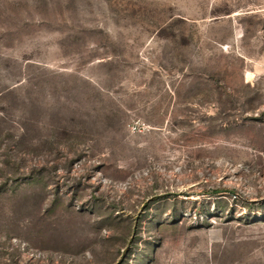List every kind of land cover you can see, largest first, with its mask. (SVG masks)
I'll return each mask as SVG.
<instances>
[{"label":"rangeland","instance_id":"obj_1","mask_svg":"<svg viewBox=\"0 0 264 264\" xmlns=\"http://www.w3.org/2000/svg\"><path fill=\"white\" fill-rule=\"evenodd\" d=\"M0 264H264V0H0Z\"/></svg>","mask_w":264,"mask_h":264}]
</instances>
